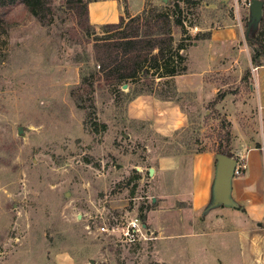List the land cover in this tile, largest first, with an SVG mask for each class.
Returning <instances> with one entry per match:
<instances>
[{
    "label": "rangeland",
    "instance_id": "obj_1",
    "mask_svg": "<svg viewBox=\"0 0 264 264\" xmlns=\"http://www.w3.org/2000/svg\"><path fill=\"white\" fill-rule=\"evenodd\" d=\"M127 1L136 13L156 8L180 14L182 26L171 28V53L181 42L182 60L173 58L184 69L175 75L205 57L203 47H193L196 33L231 28L234 51L242 49L240 74L253 77L252 48L243 34L249 0H119L124 20L136 14ZM51 6L50 22L44 25L22 3L2 16L0 264H219L217 251L202 252V238L170 236L183 230L171 220L191 218L182 211L188 200H178L188 179V155L201 147L213 151L219 143L232 151L230 122L211 101L199 105L178 93L175 75H153L148 81L139 76L125 82L126 88L107 84L93 51L103 29L93 24L81 29L75 6L67 0H52ZM261 18L256 28L264 36V4ZM193 26L200 30L191 31ZM214 71L205 76L216 78ZM255 78H264L263 67ZM149 83L156 96L192 102L183 108L186 125L163 135L151 121L129 117L131 100L118 89L132 95ZM174 154L184 158L176 170L160 161ZM135 217L145 225L144 238L128 244L120 231ZM167 221L169 237L156 239L152 225ZM155 243L162 245L159 253Z\"/></svg>",
    "mask_w": 264,
    "mask_h": 264
},
{
    "label": "crops",
    "instance_id": "obj_2",
    "mask_svg": "<svg viewBox=\"0 0 264 264\" xmlns=\"http://www.w3.org/2000/svg\"><path fill=\"white\" fill-rule=\"evenodd\" d=\"M127 2L132 14L138 12H133L131 1ZM87 9L89 22L93 25L115 23L124 15L119 0L91 1ZM234 39L235 31L231 28L198 38L193 47H203L205 57L197 67H189L188 62L186 72L175 75L173 80L178 93L190 95L199 105L221 95L214 105L230 122L234 136L233 155L242 158L246 165L241 176L231 178L230 197L236 206H207L215 174V152H194L187 157L189 166L185 187L178 191L181 196L178 200H188L182 211L191 218H173L171 222L175 224L172 226L183 230L171 235L164 232L170 221L152 227L158 231L156 239L182 234L202 238V252L206 249L217 251L215 258L219 264H264V78L259 82L255 78V71L264 68V64L255 66L252 78L242 77L239 58L242 49L234 51ZM212 70L217 77H206ZM161 97L139 94L131 99L127 112L130 118L151 121L156 132L168 135L187 124V112L183 108L188 104L192 107V102L182 104L177 97ZM205 112L207 114L209 110ZM160 161L176 170L183 165L184 158L174 154L162 157ZM155 245L159 253L162 245Z\"/></svg>",
    "mask_w": 264,
    "mask_h": 264
},
{
    "label": "trees",
    "instance_id": "obj_3",
    "mask_svg": "<svg viewBox=\"0 0 264 264\" xmlns=\"http://www.w3.org/2000/svg\"><path fill=\"white\" fill-rule=\"evenodd\" d=\"M67 1L75 6L74 10L78 13L77 23L79 27L85 30L90 29L92 24L88 19L87 4L95 0ZM166 1L168 2V0ZM189 1L197 2L196 0ZM51 2L52 0H0V30L4 31L2 16L9 11L11 6L17 3L24 4L27 11L38 22L43 25L47 24L50 22L52 14ZM176 7L179 6L176 4ZM247 22L243 34L252 48L250 60L255 66L264 64V36L260 27L257 29L262 23V18L258 21L257 28L249 26ZM173 25L182 26L180 14L176 13V9L173 13H169L156 8L149 11L144 9L141 13L130 16L127 20L120 16L115 23L100 25L104 35L103 37H96L93 43L96 65L98 66L97 72L100 77L109 85H121L129 80H137L139 76L148 81L150 76L153 75L160 78L172 76L182 71L184 67L178 68L173 58L174 54L179 60H182V55L177 51L183 48L181 42L176 45L175 53H171L173 47L171 28ZM206 35L208 36L209 32H198L194 35V38L198 39ZM118 90L127 101L139 94H155L150 83L147 88H141L132 95H129L128 90ZM220 97L221 95L218 94L211 103L214 104ZM161 98L166 99L167 97L162 96ZM224 137L226 144H228L230 140L229 131H225ZM205 150L206 148L201 147L196 149L195 152ZM213 151L235 157L228 145H221V143ZM243 172L244 170L236 176H241ZM133 188L131 192H133ZM142 218H144V215H142Z\"/></svg>",
    "mask_w": 264,
    "mask_h": 264
},
{
    "label": "water",
    "instance_id": "obj_4",
    "mask_svg": "<svg viewBox=\"0 0 264 264\" xmlns=\"http://www.w3.org/2000/svg\"><path fill=\"white\" fill-rule=\"evenodd\" d=\"M263 4V0H249L247 22L249 26L256 27L261 17ZM126 87L127 84H123V88ZM214 158L216 160L215 174L211 198L207 206L213 207L216 205H226L235 207L236 205L230 197L231 178L233 177V169L236 162L235 157L227 156L223 153H215ZM152 172L153 168H149L148 173L151 175ZM152 201H154V198Z\"/></svg>",
    "mask_w": 264,
    "mask_h": 264
},
{
    "label": "built area",
    "instance_id": "obj_5",
    "mask_svg": "<svg viewBox=\"0 0 264 264\" xmlns=\"http://www.w3.org/2000/svg\"><path fill=\"white\" fill-rule=\"evenodd\" d=\"M248 4H249V1H248ZM190 29L193 32H197L200 30L198 29L197 26H193ZM235 160L236 162H235V166L233 169V175H238L242 170L245 169L246 165L242 158L238 157ZM139 222H140V219L136 217L132 218L126 224V226L121 229L120 231L121 238L124 239L126 243L133 244V243L139 242L140 240L144 238L142 229L144 230L145 225ZM101 230H107V229L104 227H101Z\"/></svg>",
    "mask_w": 264,
    "mask_h": 264
}]
</instances>
